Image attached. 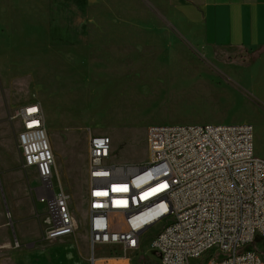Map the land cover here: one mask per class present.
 I'll use <instances>...</instances> for the list:
<instances>
[{"label": "rangeland", "instance_id": "1", "mask_svg": "<svg viewBox=\"0 0 264 264\" xmlns=\"http://www.w3.org/2000/svg\"><path fill=\"white\" fill-rule=\"evenodd\" d=\"M169 9L167 0H0V264H85L83 256L89 264L90 136L110 139L109 165L140 167L151 126L249 124L254 154L264 158V87L257 96L247 80L254 62L246 64L242 47L191 44ZM34 103L54 153L52 184L77 221L55 241L43 239L44 206L33 198L40 182L22 166L12 119ZM164 225L142 234L136 252L96 246L95 257L157 264L150 243ZM255 242L264 252V240Z\"/></svg>", "mask_w": 264, "mask_h": 264}, {"label": "built area", "instance_id": "2", "mask_svg": "<svg viewBox=\"0 0 264 264\" xmlns=\"http://www.w3.org/2000/svg\"><path fill=\"white\" fill-rule=\"evenodd\" d=\"M12 119L18 122L22 166L40 182L36 197L44 206L43 239L73 234L77 221L68 196L52 184L55 158L41 106L18 107ZM146 145L145 165L119 167L108 164V137L88 139V263L126 261L97 258L95 248L113 245L124 255L136 252L140 236L163 222L150 243L158 264H264L255 242L264 240V160L254 154L253 127L151 126Z\"/></svg>", "mask_w": 264, "mask_h": 264}, {"label": "crops", "instance_id": "3", "mask_svg": "<svg viewBox=\"0 0 264 264\" xmlns=\"http://www.w3.org/2000/svg\"><path fill=\"white\" fill-rule=\"evenodd\" d=\"M167 1L170 8L168 21L193 45L238 46L247 53L264 46V0ZM247 68L252 92L259 96L257 87H264V52ZM33 198L37 202L36 194ZM85 240L89 245V238ZM4 246L11 248L10 243ZM5 251L8 253L7 249ZM83 260L86 264L84 256Z\"/></svg>", "mask_w": 264, "mask_h": 264}, {"label": "trees", "instance_id": "4", "mask_svg": "<svg viewBox=\"0 0 264 264\" xmlns=\"http://www.w3.org/2000/svg\"><path fill=\"white\" fill-rule=\"evenodd\" d=\"M264 52V46L258 48L257 50L253 51V52H250V53H247V56H248V60H247V63L248 65H250L251 63H253L256 58L262 53ZM158 264V263H157Z\"/></svg>", "mask_w": 264, "mask_h": 264}, {"label": "water", "instance_id": "5", "mask_svg": "<svg viewBox=\"0 0 264 264\" xmlns=\"http://www.w3.org/2000/svg\"><path fill=\"white\" fill-rule=\"evenodd\" d=\"M0 192H1V196H2V200H3V204H4V207H5V210H7V207H6V204H5V201H4V197H3V194H2V191H1V186H0ZM9 223H10V228L12 230L11 221ZM12 235H13V233H12Z\"/></svg>", "mask_w": 264, "mask_h": 264}]
</instances>
